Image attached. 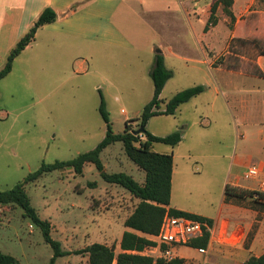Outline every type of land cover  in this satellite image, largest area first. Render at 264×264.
<instances>
[{"label":"rangeland","instance_id":"rangeland-1","mask_svg":"<svg viewBox=\"0 0 264 264\" xmlns=\"http://www.w3.org/2000/svg\"><path fill=\"white\" fill-rule=\"evenodd\" d=\"M124 1L121 10L127 16L122 21L117 15L115 21L130 45L41 32L0 80V191L13 189L43 164L71 161L94 150L107 129L99 111L100 93L114 133H124L128 122L138 131L144 107L154 96L150 71L163 51L173 77L163 90L160 112L180 91L195 86H205V91L175 114L149 120L147 130L154 136L182 135L177 147L153 143L152 150L174 156L173 205L212 217L228 183L264 160V77H253L264 76V56L252 43L264 45V0H236L235 23L220 6L218 24L209 33L204 28L218 0L194 2L195 16L186 13L189 0ZM101 159L109 173L126 172L144 182L145 173L122 143L107 148ZM93 182L97 188L89 186ZM26 192L40 218L55 225L52 238L70 253L56 264H88L89 256L76 252L93 243L107 241L119 254L114 240L125 231V212L138 204L123 188L106 183L92 164L83 175L69 168L45 174L27 185ZM94 200L102 205L96 207ZM0 209V252L21 264H50L54 249L42 228L18 206ZM177 254L198 257L189 259L190 264H205L191 247H179Z\"/></svg>","mask_w":264,"mask_h":264},{"label":"trees","instance_id":"trees-1","mask_svg":"<svg viewBox=\"0 0 264 264\" xmlns=\"http://www.w3.org/2000/svg\"><path fill=\"white\" fill-rule=\"evenodd\" d=\"M222 6L225 14L230 18L231 23L236 22L235 0H218L211 6V13L204 31L208 32L211 26L218 24L216 16L219 7ZM58 19L57 13L52 8H46L39 16L33 27L19 40L16 46L10 52L6 65L0 71V80L5 79L12 71L15 60L27 49L36 39L39 29L55 23ZM242 25L238 26V32L243 33ZM252 43L257 45L261 55L264 56V45L260 41L254 40ZM150 77L154 84V96L152 100L144 107L141 115V128L145 132L141 135H135L131 123L126 124V130L122 134H115L106 111L105 102L102 98L99 107L100 114L106 123L107 133L103 141L92 151L79 155L71 161L53 164H43L36 172L30 174L23 182L18 183L13 189L0 191V207L18 206L23 209L24 217L32 219L33 223L40 226L43 230L44 239L54 249V257L50 264H55L59 257L70 255L63 251L62 244L52 238V227L49 221L40 218L37 210L32 206L31 200L26 192V186L35 184L45 174L60 171L66 168L73 169L76 175H83L84 167L87 164H93L99 171L101 178L109 184L119 186L130 193L132 198L138 201L134 211L125 221V226L141 233L156 236L159 233L163 218L169 210L172 216H186L198 221H206L211 226L213 221L202 216L183 212L170 208L172 198V180L174 173L173 154L157 153L152 150L153 143H163L172 147H177L182 141L180 132H175L166 137H157L151 134L147 129V124L152 117L158 115H173L177 109L197 97L205 91V86H195L185 89L175 94L166 104V110L160 112V106L164 103L161 95L167 82L173 77V72L165 65V58L160 52L156 54L154 65L150 71ZM122 143L128 158L145 173L143 183H140L133 176L126 172H108L101 159L102 153L110 146L116 143ZM90 187L95 188L96 183H90ZM254 192L242 187L228 184L225 188V200L227 202L234 200L242 202L249 200L254 209L264 212V192L258 193V198ZM210 239V233L206 232L204 237L193 240L190 244L193 248H206ZM154 242L146 237L138 236L131 232H125L120 244L122 253L116 254L114 246H107L100 243H94L85 249L76 252L77 254H87L89 264H187L185 259L174 258L166 260L164 258L155 259L153 257L142 256L128 253L129 251L142 252ZM0 264H21L20 261L11 256L0 252ZM245 264H264V254L259 257L249 258Z\"/></svg>","mask_w":264,"mask_h":264},{"label":"crops","instance_id":"crops-1","mask_svg":"<svg viewBox=\"0 0 264 264\" xmlns=\"http://www.w3.org/2000/svg\"><path fill=\"white\" fill-rule=\"evenodd\" d=\"M197 1L198 0H189L186 2L185 9L188 15L195 16L197 12V5H195L194 2ZM124 2V0H0V68H2V66L7 62V58L12 49L33 27L39 16L46 8H52L57 13L58 19L55 23L48 24L39 29L36 38L41 32H46L59 38H72L78 41L103 43L112 46L130 45L129 41H127V36L115 21L117 15L122 17V21L127 16V11L121 10ZM207 33H209V31ZM34 42L31 43L26 50L32 48ZM160 52L163 54L164 58H166L164 52ZM100 95L102 101L103 96L101 93ZM203 124L204 123L201 122V125ZM252 166L260 167L261 175L264 174V160L257 161L252 164ZM175 175L176 170L174 166L172 195L174 193ZM259 180H253L257 182L256 187H250L242 184L241 182L245 180H241L238 184H236V178L228 184L237 185L238 187H242L247 190H254L258 187ZM97 187L98 186L95 188ZM100 201L101 200H94V205L96 207L101 206L102 201ZM170 208L202 216L213 221V232L210 235L209 243L206 248H193L190 245L178 246L174 248L175 257L185 259L187 264H190L188 262L189 259H197L198 257L179 256L177 254V249L179 247L193 248L197 253H199V258H205V264H245L249 258H259L264 254V212L254 209L249 200L242 202L231 200L227 202L224 195V201L222 202L220 210L212 217L200 215L181 207H175L172 200ZM132 212H125L123 221L124 226L125 221L132 214ZM50 224L53 231L55 225L51 222ZM125 232H131L137 234L138 236L146 237L154 242V236L135 231L125 226V231L122 233L121 239L119 240V238H115L114 240L118 246H120ZM103 244L110 246L107 241ZM154 246L155 243L153 246L148 247L142 252L129 251L128 253L153 258H155L153 254L158 253L160 255L159 258H162L157 249L152 250ZM199 249L206 250V253L201 254ZM122 252L123 250L120 249V253Z\"/></svg>","mask_w":264,"mask_h":264},{"label":"built area","instance_id":"built-area-1","mask_svg":"<svg viewBox=\"0 0 264 264\" xmlns=\"http://www.w3.org/2000/svg\"><path fill=\"white\" fill-rule=\"evenodd\" d=\"M260 175V167L250 166L243 173L241 178H236V184L241 180H259ZM251 191L255 193L254 196L257 199L258 193L264 192V181L259 180L258 187ZM1 213L0 209V216ZM30 228H33V226L30 225ZM206 232L210 233V235L213 232L212 226L208 222L198 221L186 216H172L168 210L163 218L159 233L153 237L155 246L152 250L157 249L162 258L172 260L176 258L174 255V248L178 246H188L193 240L204 237ZM199 252L205 254L206 250L199 249ZM114 264H116V261Z\"/></svg>","mask_w":264,"mask_h":264},{"label":"water","instance_id":"water-1","mask_svg":"<svg viewBox=\"0 0 264 264\" xmlns=\"http://www.w3.org/2000/svg\"><path fill=\"white\" fill-rule=\"evenodd\" d=\"M160 53V52H159ZM145 132V128H140L138 131H136L134 134L135 135H141V134H143ZM69 169H71V168H69Z\"/></svg>","mask_w":264,"mask_h":264}]
</instances>
